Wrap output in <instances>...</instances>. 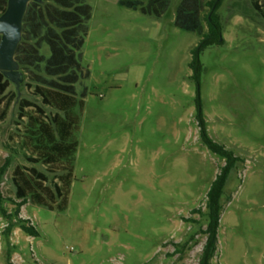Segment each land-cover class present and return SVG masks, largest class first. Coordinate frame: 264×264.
Wrapping results in <instances>:
<instances>
[{
    "label": "rangeland",
    "instance_id": "374dc122",
    "mask_svg": "<svg viewBox=\"0 0 264 264\" xmlns=\"http://www.w3.org/2000/svg\"><path fill=\"white\" fill-rule=\"evenodd\" d=\"M119 1L87 0L90 78L66 210L26 202L15 213L11 173L26 164L8 137L16 103L0 123V166L11 156L0 182V264L9 255L12 264H199L206 222L194 211H206L225 162L203 144L195 118L189 63L203 36L175 25L181 0L159 18ZM219 14L223 43L200 55L199 92L210 137L243 161L224 190L212 264H264V17L251 0H224ZM14 71L5 76L17 100L41 105Z\"/></svg>",
    "mask_w": 264,
    "mask_h": 264
},
{
    "label": "trees",
    "instance_id": "16d2710c",
    "mask_svg": "<svg viewBox=\"0 0 264 264\" xmlns=\"http://www.w3.org/2000/svg\"><path fill=\"white\" fill-rule=\"evenodd\" d=\"M204 1L208 8L206 15H203V0H181L174 23L178 28L203 36L200 44L192 49L189 63L192 78L198 86L195 118L203 144L225 161L207 191L206 211H194L205 217L206 222V228L202 230L206 240L199 264H212L218 245L224 190L232 171L243 159L214 141L207 129L199 92L203 72L200 55L207 47L223 43L219 10L224 0ZM170 3L171 0L119 1L123 7L157 18L165 14ZM7 4L8 0H0V16ZM251 5L264 17V0H251ZM92 10L87 0H41L27 4L14 59L27 79L26 89L40 99L41 105L26 97L17 100L18 92L11 88V81L0 70V123L7 120L16 103L15 128L8 137L18 145L26 161V164H17L11 173L17 200L16 214L26 202L58 212L69 205L88 91L86 81L90 78L89 69L83 65V46L89 33ZM203 17L207 23L205 32ZM45 107L51 112L48 113ZM10 164L9 155L0 166V182ZM39 165L44 167L43 171ZM19 223L26 233H36L29 220L19 217ZM13 226L11 222L9 229ZM175 251L182 252L181 248ZM10 260L9 255L8 263L12 264Z\"/></svg>",
    "mask_w": 264,
    "mask_h": 264
},
{
    "label": "water",
    "instance_id": "95a60500",
    "mask_svg": "<svg viewBox=\"0 0 264 264\" xmlns=\"http://www.w3.org/2000/svg\"><path fill=\"white\" fill-rule=\"evenodd\" d=\"M30 1L41 2V0H8L7 8L0 16V25L7 26V30L0 29V34H2L0 41V70L4 75L5 71H7L14 76L16 74L14 69H19L14 59V54L21 39L22 21L27 4Z\"/></svg>",
    "mask_w": 264,
    "mask_h": 264
},
{
    "label": "clouds",
    "instance_id": "9594fccd",
    "mask_svg": "<svg viewBox=\"0 0 264 264\" xmlns=\"http://www.w3.org/2000/svg\"><path fill=\"white\" fill-rule=\"evenodd\" d=\"M0 29L7 30V26L6 25H0Z\"/></svg>",
    "mask_w": 264,
    "mask_h": 264
}]
</instances>
